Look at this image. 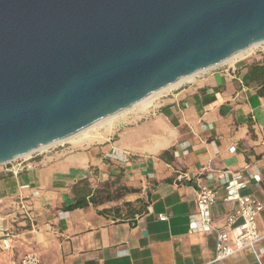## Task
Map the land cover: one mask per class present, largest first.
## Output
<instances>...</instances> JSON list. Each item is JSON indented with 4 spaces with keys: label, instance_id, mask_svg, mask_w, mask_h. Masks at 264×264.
I'll return each instance as SVG.
<instances>
[{
    "label": "crops",
    "instance_id": "0c3cea01",
    "mask_svg": "<svg viewBox=\"0 0 264 264\" xmlns=\"http://www.w3.org/2000/svg\"><path fill=\"white\" fill-rule=\"evenodd\" d=\"M78 141L31 153L17 174L0 165V264H22L29 252L40 264H264V239L259 249L214 261L217 230L236 207L224 199L218 174L251 176L243 193L264 204V46L174 86L147 116ZM83 179L128 191L68 209ZM202 185L218 190L213 228L191 232ZM125 202L145 210L121 218L115 209L124 215ZM258 223L264 232V211Z\"/></svg>",
    "mask_w": 264,
    "mask_h": 264
},
{
    "label": "water",
    "instance_id": "95a60500",
    "mask_svg": "<svg viewBox=\"0 0 264 264\" xmlns=\"http://www.w3.org/2000/svg\"><path fill=\"white\" fill-rule=\"evenodd\" d=\"M264 42V0H0V165Z\"/></svg>",
    "mask_w": 264,
    "mask_h": 264
},
{
    "label": "built area",
    "instance_id": "2783aa9c",
    "mask_svg": "<svg viewBox=\"0 0 264 264\" xmlns=\"http://www.w3.org/2000/svg\"><path fill=\"white\" fill-rule=\"evenodd\" d=\"M33 153V152H32ZM26 156L1 164L9 166L15 174L27 168ZM224 188V199L236 203L228 214L225 224L217 230L214 261H223L249 248H261L264 232L259 229L258 218L264 211V204L243 190L252 182V177L242 171H223L218 174ZM218 198V190L208 185L200 186L197 192V210L190 220L191 232H209L213 228L212 207ZM160 218H165L160 216ZM12 229H4V248L11 246ZM22 264H40L34 252L25 254Z\"/></svg>",
    "mask_w": 264,
    "mask_h": 264
},
{
    "label": "trees",
    "instance_id": "16d2710c",
    "mask_svg": "<svg viewBox=\"0 0 264 264\" xmlns=\"http://www.w3.org/2000/svg\"><path fill=\"white\" fill-rule=\"evenodd\" d=\"M110 187V184L107 183L101 187L92 188L88 179L80 180L73 186V192L75 193L76 200L72 205L68 206V209L86 207L89 203L99 205L104 201L121 199L128 191L125 187H117L112 190ZM124 206L127 208L124 215L121 214L120 208L115 209L117 216L121 218H126L127 216L134 217L136 214H141L145 210V206L142 204L135 206L132 203L125 202Z\"/></svg>",
    "mask_w": 264,
    "mask_h": 264
},
{
    "label": "bare ground",
    "instance_id": "6f19581e",
    "mask_svg": "<svg viewBox=\"0 0 264 264\" xmlns=\"http://www.w3.org/2000/svg\"><path fill=\"white\" fill-rule=\"evenodd\" d=\"M259 44H261V43H255V44H253L252 46H250L249 48H247V49H245V50H243V51H240V52L237 53L235 56H233L231 59H229L227 62H231L232 60H234L235 58H237V57H239V56H243V55H246V54H250V53H251V52H252V51H253V50H254ZM192 77H193V75H191V76L185 78V79L182 80V81L189 80V79H191ZM182 81H180V82H178V83H176V84L178 85V84L181 83ZM176 84H173V85L167 87L166 89H163V90H161V91H158V92L152 94L151 96H149L148 98H146L145 100H143L142 102H140L139 104H137V105H135V106H133V107H131V108H129V109H126V110H123V111H121V112H118V113L112 114V115H110V116H108V117L102 119L101 121H99V122L93 124L92 126H90L91 128H93V127H95V126H98V125L101 126V128H102V132H99V133H97L96 135H93V134H91V133H90L91 135L85 133V132H87V130H88L90 127H88V128H86V129L80 131L79 133L82 132V134L77 133V134H79V135H78V137H79V141H78L79 144H82V143H90V142L96 141V140H98V139H100V138H102V137H105V135L109 134V133L112 131V129L117 125V123H119V121H121V120H122V121H125V120L129 119V116H127V115L125 114V113H127V111H130V110L134 111V115H139V114H142V113H144V112H147V111L150 109V107L152 106V100H153L154 98H156L157 96H159V94H160L161 92H163V91H165V90H167V89H169V88L175 86ZM77 134H75V135H77ZM75 135H73V136H75ZM70 137H72V136H70ZM68 138H69V137H68ZM66 139H67V138H66ZM63 140H65V139H63ZM63 140H59V141H56V142H54V143H51V144H48V145L42 146V147L39 148L38 150L45 149V148H47V147H49V146H51V145H53V144H55V143H57V142L63 141ZM30 154H31V153H30ZM30 154H27V155H25V156H28V155H30Z\"/></svg>",
    "mask_w": 264,
    "mask_h": 264
},
{
    "label": "rangeland",
    "instance_id": "374dc122",
    "mask_svg": "<svg viewBox=\"0 0 264 264\" xmlns=\"http://www.w3.org/2000/svg\"><path fill=\"white\" fill-rule=\"evenodd\" d=\"M262 46H264V42H261V44H259L252 52H255L256 50H258L259 48H261ZM251 52V53H252ZM195 75H193V77H194ZM192 77V78H193ZM191 78V79H192ZM190 80V79H189ZM186 81V80H185ZM183 82V81H182ZM180 84V83H179ZM175 86H177V84L175 85ZM174 87V86H173ZM173 87H171V88H173ZM171 88H169V89H167V90H165V91H163V92H161L160 94H159V96L160 95H162L164 92H166V91H168V90H170ZM159 96H157L156 98H154L153 100H152V106L154 105V103L156 102V100H157V98L159 97ZM152 106L150 107V110H151V108H152ZM150 110L148 111V112H144L143 114H141V115H139V117H137V116H133L134 115V111H132V110H130V111H127V113H125L127 116H129V123L130 122H133L134 121V119H139V118H143V117H145V116H147L148 114H149V112H150ZM134 118V119H133ZM122 121V120H121ZM121 121H119V123H117V125L113 128L114 130H116L119 126H121V125H126V124H129V123H123V122H121ZM99 132H102V128H101V126H95V127H93V128H89L88 130H87V132H85V133H87V134H93V135H96L97 133H99ZM79 134H82V132L81 133H79ZM79 134H77V135H75V136H72V137H69V138H67V139H65L63 142H58V143H56V144H53V145H51V146H49V147H53V146H57V145H59V144H65V143H71L73 140H75L76 138H78V135ZM90 134V135H91Z\"/></svg>",
    "mask_w": 264,
    "mask_h": 264
}]
</instances>
